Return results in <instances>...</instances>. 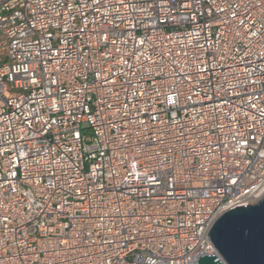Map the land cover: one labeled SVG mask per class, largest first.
I'll use <instances>...</instances> for the list:
<instances>
[{"label":"built area","instance_id":"built-area-1","mask_svg":"<svg viewBox=\"0 0 264 264\" xmlns=\"http://www.w3.org/2000/svg\"><path fill=\"white\" fill-rule=\"evenodd\" d=\"M264 196V0H0V264H196Z\"/></svg>","mask_w":264,"mask_h":264},{"label":"water","instance_id":"water-1","mask_svg":"<svg viewBox=\"0 0 264 264\" xmlns=\"http://www.w3.org/2000/svg\"><path fill=\"white\" fill-rule=\"evenodd\" d=\"M218 254L196 264H264V196L221 213L209 231Z\"/></svg>","mask_w":264,"mask_h":264}]
</instances>
